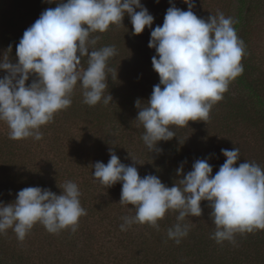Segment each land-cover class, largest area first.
Returning <instances> with one entry per match:
<instances>
[{
    "label": "clouds",
    "instance_id": "9594fccd",
    "mask_svg": "<svg viewBox=\"0 0 264 264\" xmlns=\"http://www.w3.org/2000/svg\"><path fill=\"white\" fill-rule=\"evenodd\" d=\"M55 2V0H48ZM172 3V0H170ZM188 10L173 3L162 26L154 29V16L141 0H59L58 6L44 10L24 31L16 45L18 62L8 53L0 61V121L7 123L13 140L42 139L41 126L72 103V93L80 82L84 103L106 105L112 95L108 88V61L117 55L114 46L98 50L99 36L111 25H121L127 14L133 35L151 30L148 47L155 49L153 69L160 82L153 87L146 104L137 99L136 120L145 129L142 140L151 152H162L157 145L176 136L172 126L185 127L190 121L207 122L213 105L223 99L230 82L244 72V41L233 27L234 20L221 12L207 19L194 12V0H184ZM139 9V11H137ZM87 57V68L82 66ZM36 77L28 85L30 77ZM107 164L96 162L93 175L107 187L122 183L120 204L135 206L134 217H123L120 228L147 223L158 228V221L169 210L177 211V223L168 230L177 244L188 235V216L201 217L202 201H208L210 218L216 225L212 238L217 243L234 242L237 233L264 230V169L255 162L240 160L239 149H221L226 161L213 176L207 159H198L184 174L183 163L176 170L181 178L166 186L156 175L140 176L133 165H125L112 149ZM62 194L51 189L26 187L11 203L0 202V234L12 228L22 242L35 224L50 233L71 228L86 215L76 183L66 182Z\"/></svg>",
    "mask_w": 264,
    "mask_h": 264
},
{
    "label": "trees",
    "instance_id": "16d2710c",
    "mask_svg": "<svg viewBox=\"0 0 264 264\" xmlns=\"http://www.w3.org/2000/svg\"><path fill=\"white\" fill-rule=\"evenodd\" d=\"M217 1L223 3V7L217 8L216 13L222 12L226 18L234 20L233 27L244 41L245 55L241 61L243 74L230 82L223 99L213 105L209 120L189 122L192 136L197 141L210 142L209 138L213 134L218 137L213 145H204L205 151L198 154V159H207L213 167V176L226 161L221 149H239L240 160L236 166L247 161L255 162L264 169L263 157L249 159V152L244 150L250 138L259 137L264 143V57L257 50L258 26L264 20V0ZM58 2L0 0V61L11 46L9 58L13 63L18 62L16 45L24 31L44 10L57 7ZM183 2L141 0L154 16L153 29L162 26L166 11L173 3L187 11ZM193 12L201 17L199 10ZM151 30L146 27L142 34L133 35L131 19L125 14L123 24L111 25L106 32L92 34L100 37L95 45L96 50L104 46H114L117 50V55L108 61L109 86L104 95L111 94L113 98L108 104L105 105L103 100L95 106L85 104L83 89L78 81L71 96V105L57 112L51 122L39 129L42 139H10L7 123L0 121V202H14L16 194L26 187L51 189L60 195L63 190L59 186L72 181L79 187L81 206L87 213L79 218L74 232L66 228L58 233H50L37 223L21 242L12 228L7 229L0 234V264H91L90 261L92 264H264V230L237 233L234 242L226 240L217 243L212 238L216 225L210 218L208 201L201 202V217L185 218L184 223L190 226V230L179 244L168 237V230L177 223L178 212L173 210L166 212L165 217L158 221V228L144 223L145 231L137 234L139 223H134L122 231V218L134 217L135 207L128 205V212L124 213L123 204L116 206L121 194L115 193L116 190H122V183L120 186L107 187L93 175L96 162L109 161V149L125 165L133 161L128 156L130 153L118 155L119 150L115 147H122L125 142L123 138L127 139L137 126L141 129L137 132L138 137H141L139 145L144 149V155L138 156L137 164L145 163L143 172L146 175H156L166 186L172 187L181 178L176 170L182 163L183 167L188 166L184 173L192 170L191 158L183 145L176 141V126H172V130L177 137L158 143L157 147L162 152H151L147 148L142 140L145 129L135 121L139 111L135 102L140 99L146 104L148 99L139 96L137 89L128 92L127 87L121 84V75L125 74L133 78L135 84L137 76L143 80L149 79L154 86L159 84V74L152 65V57L156 52L148 47ZM82 66L87 68V57L83 58ZM6 74V70H0V78ZM35 79L34 76L30 77L27 84L30 85ZM74 112L79 113L77 119L72 118ZM68 126L73 131L81 130L82 134L77 137ZM141 175L142 178L145 176L142 172ZM115 211L119 218L113 225L110 219ZM99 227L108 229L105 234L112 236L113 244L107 255L102 251V259L96 260L93 251L99 240L95 236L101 231ZM78 243H81L80 252H76ZM136 246H139L140 255L137 252L133 254Z\"/></svg>",
    "mask_w": 264,
    "mask_h": 264
},
{
    "label": "rangeland",
    "instance_id": "374dc122",
    "mask_svg": "<svg viewBox=\"0 0 264 264\" xmlns=\"http://www.w3.org/2000/svg\"><path fill=\"white\" fill-rule=\"evenodd\" d=\"M194 2H195V7L193 8V10H195V9L199 10L201 12L200 18H204V19H207L211 15H217L218 13H216L217 12L216 9L220 8V6L223 5V3H220L217 0H194ZM183 4L186 5V7L188 8V5L186 3L183 2ZM257 35H258L257 50H258L259 54H261V56L264 57V20L262 21V24H260L258 26ZM120 80H121L122 87L126 86L128 92H130L132 90L134 91V89H137L136 91L140 92L139 96H142L145 99L150 98L154 84H153V82H149V79L143 80V78L141 76H137V83L135 84L134 79L131 78L130 76H128L127 74H125V75H121ZM85 109H86V107H85ZM78 115H79V113L76 114L74 112V117H72V118L77 119ZM69 119H71V113H69ZM88 119H90V118H88ZM79 121L80 120L78 119V122ZM68 128L70 131L74 132L77 137H78V135L82 134L81 130L73 131L71 127L68 126ZM138 129H139V131H141V129L137 126L136 129L132 131V134L127 137V139L123 138V140L125 142H123L122 147L113 146L119 150L118 155H120L119 153H121V154L124 153L122 155L125 156V155H127V153H130V155H128L130 157V159H132V157H133L136 160L138 159L139 155H144V153H142V151L144 149L142 146L139 145V140L141 137H138V133H137ZM175 130H177V133H178V138L176 139V141L179 142L181 145H183L188 157L191 158V160H190L191 167H192L193 163L196 160H198V154H202L205 151L204 145H207V146L213 145L215 143L214 140L216 138L218 140V137L214 136V134H213L209 138L211 140L210 142L205 143V141L201 140V139H200V141H197V139L193 138V136H192L193 130H191V126H189V125L185 126V127L176 126ZM123 132L121 133L122 135L124 134ZM140 134H141V132H140ZM120 138L118 139L119 142L121 141ZM249 140L250 141L244 147V150L245 151L247 150L249 152V154L247 155L248 158L254 159L256 156H260V157L264 158V143L261 141V139L259 137H255L254 139L250 138ZM125 148H126V151H125ZM131 152H134V153H132V154H134V156L131 155ZM108 157H110V156H108ZM99 158H101V157H99ZM103 163L107 164L108 161L105 160V162H103ZM133 164H134V161H132V162L129 161L128 165H133ZM144 166H146V165L143 162H141L140 164L135 163V167H137L139 174L141 175V172H142L146 176V172L145 171L143 172V170L145 168ZM187 167L188 166H186V165L184 166V171L187 169ZM188 171H191V170H187L186 173H184V174H187ZM117 184L120 186V182L116 183L115 185H117ZM115 193L121 194V190H116ZM118 202H120V200H118L116 202L117 207H119V205H120V203H118ZM122 208H123L124 213L128 212V209H127L128 205L123 204ZM130 212H131V210H130ZM111 216L112 217H111L110 221H113L112 223L114 225L116 220L119 218V214L115 211L112 213ZM109 227L111 228L110 224H109ZM144 227H145V224L139 223V226L136 229L137 234H140L139 231H145ZM99 229L101 231H98V233H97L98 235H95L96 237L99 238V240L97 241L96 246H95V250L93 251L94 255L96 256V260L102 259L101 258L102 251L104 253H106L105 255H107V251L109 250V248L113 244L112 236H110V235L106 236V234H105V233H107L106 230H108V229H101L100 227H99ZM87 232H89L88 229H87ZM89 233H91V232H89ZM119 235H122V234H119ZM89 240L90 239H88V241ZM77 250H79V252H80L81 243H78L76 252H77ZM133 250H134L133 254H136V252H137V255L141 254V251L140 252L138 251L139 246L134 247ZM90 263L92 264V261H90ZM124 264H126V263H124Z\"/></svg>",
    "mask_w": 264,
    "mask_h": 264
}]
</instances>
